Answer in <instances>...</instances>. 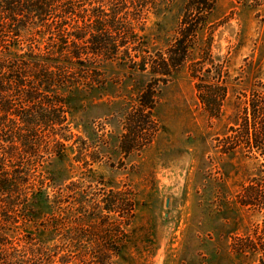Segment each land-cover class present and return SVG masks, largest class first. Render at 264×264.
<instances>
[{"label":"rangeland","instance_id":"obj_1","mask_svg":"<svg viewBox=\"0 0 264 264\" xmlns=\"http://www.w3.org/2000/svg\"><path fill=\"white\" fill-rule=\"evenodd\" d=\"M195 1L154 0L134 22L142 53L157 57L168 56L192 24L186 56L164 80L110 60L98 65L103 84L70 93L74 135L45 168L58 184L62 215L68 202L77 219L83 198L101 213L70 235L61 226L54 259L67 241L66 264H94L93 246L102 252L107 243L114 250L106 264H258L264 257V119L253 117L264 93V0H207L197 8ZM149 84L153 109L134 136ZM47 132H39L43 141ZM126 133L135 147L128 153ZM112 202L117 208L108 212Z\"/></svg>","mask_w":264,"mask_h":264},{"label":"trees","instance_id":"obj_2","mask_svg":"<svg viewBox=\"0 0 264 264\" xmlns=\"http://www.w3.org/2000/svg\"><path fill=\"white\" fill-rule=\"evenodd\" d=\"M153 1L0 0V264H66L72 259V242L54 259L60 227L67 224L70 235L72 228L100 218L97 205L84 198L77 219L68 202L60 213L58 184L45 161L64 155L74 135L69 95L80 86L103 84L101 62H127L131 68L159 73L163 80L182 63L192 24L184 25L168 56L141 51L134 22L141 21ZM206 3L196 0L194 6ZM77 70L83 72L74 75ZM152 90L149 84L140 94L134 136L144 125L142 117L153 109ZM257 99L253 117L261 114L264 119V93ZM42 129L48 131L45 141ZM128 136L121 141L124 153L135 148ZM75 185L71 181L68 189ZM114 204L105 207L108 212L116 210ZM131 206L129 202L130 211ZM93 248L94 264H106L107 253L114 250L109 243L106 251ZM258 264H264V257Z\"/></svg>","mask_w":264,"mask_h":264}]
</instances>
